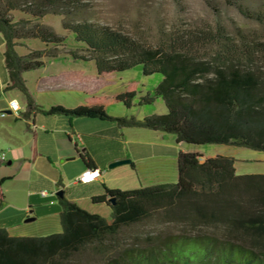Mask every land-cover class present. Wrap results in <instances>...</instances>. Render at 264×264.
Masks as SVG:
<instances>
[{
	"label": "trees",
	"instance_id": "1",
	"mask_svg": "<svg viewBox=\"0 0 264 264\" xmlns=\"http://www.w3.org/2000/svg\"><path fill=\"white\" fill-rule=\"evenodd\" d=\"M247 18L264 25V13L243 0H224ZM81 0H0V32L9 83L25 98L26 110L68 118H98L118 128H146L173 135L186 144H224L264 152V39L245 32L228 33L221 25L208 29L160 31L155 42L121 25L85 18ZM27 18L14 20L13 11ZM60 15L63 29L77 47L65 53L74 60L93 61L98 76L141 67L145 77L159 75L157 84L137 97L136 82L124 91L89 96L73 108H43L30 94L24 71L40 68L62 55L65 36L39 21ZM37 39L42 49L19 54L18 46ZM150 105L157 98L166 112L142 118L114 117L107 108L122 104ZM81 159L94 167L85 154ZM179 150L178 177L135 189H105L93 198L110 206V222L55 195L60 232L45 236H11L0 227V264H75L83 253L102 256L100 264H264V173L236 174L235 158L206 157ZM131 165H133L131 163ZM0 178V206L3 203ZM108 198H113L109 203ZM179 225L145 243L122 244L124 228L151 218Z\"/></svg>",
	"mask_w": 264,
	"mask_h": 264
},
{
	"label": "crops",
	"instance_id": "2",
	"mask_svg": "<svg viewBox=\"0 0 264 264\" xmlns=\"http://www.w3.org/2000/svg\"><path fill=\"white\" fill-rule=\"evenodd\" d=\"M4 50L5 42L0 32V111L6 109L9 99L14 98L21 106L22 114L26 110L23 94L15 88L6 89L9 77ZM67 58L71 57L62 54L45 60L40 68L22 73L36 104L43 108L59 105L52 98L48 100L47 95L67 93L72 90V79L87 78L82 74L80 77L74 75L72 61ZM158 81L156 79L154 85ZM147 89L140 91L137 97ZM85 98L82 102L77 100V104H82ZM135 104L134 100L132 106ZM164 135L163 132L146 128H118L115 123L98 118H68L37 111L31 112L27 119L13 114L0 116V153H4L5 157L3 161L0 160V178L6 177L1 185L4 198L0 206V227L5 228L11 236H31L23 232L26 228L22 224L28 222L25 221L27 217L41 219L43 225L52 223L54 227L57 223L60 227L59 206L55 198L58 190H63L68 200L89 212L103 215L110 222L109 204L93 200L103 195L106 188L129 190L154 184L152 180L168 165H172L177 172V153L179 150L185 151L179 148L184 142L175 140V147H171L167 143L145 140L147 136ZM185 152L198 153L202 157L200 161L220 154L211 152L203 155L199 150ZM80 154L87 155L90 163L100 169L101 175L97 180L88 183L76 180L88 167ZM118 159H130L131 162L108 168L111 162ZM235 160L238 161L237 158ZM236 161L234 169L237 174ZM41 191L47 195L42 196ZM102 206L106 208V214L101 212Z\"/></svg>",
	"mask_w": 264,
	"mask_h": 264
},
{
	"label": "rangeland",
	"instance_id": "3",
	"mask_svg": "<svg viewBox=\"0 0 264 264\" xmlns=\"http://www.w3.org/2000/svg\"><path fill=\"white\" fill-rule=\"evenodd\" d=\"M84 2L82 15L91 20L106 22L111 25H121L125 30L133 34H140L147 41L155 42L160 31L170 29H208L221 25L228 33L235 35L236 31L245 32L250 38L263 40L264 25L252 18L244 16L238 8L228 5L224 0H81ZM245 7L252 11L264 13V0H243ZM14 20L27 18L28 16L18 10L12 12ZM61 16L45 14L40 22L52 27L54 31L65 36L64 46L58 47L60 53L77 47L72 33L63 29ZM25 46L18 47V52L26 53L27 49H41L44 44L37 39L26 40ZM72 61L74 75L87 76V78L72 79V90L67 93L48 94V100L65 108L76 107L77 100L82 102L84 97L97 95H110L124 91L136 82L135 91L151 90L159 75L145 77L141 74V67L136 66L121 72L105 74L98 77L93 61ZM264 67V60L260 63ZM84 83H87L85 85ZM144 84V86L142 85ZM146 93V92H145ZM144 93V94H145ZM126 108L122 104H114L108 108L107 114L114 117L133 115L142 118L149 114H161L165 112V105L161 98L150 105H137ZM11 116V115H10ZM142 129V128H135ZM148 142H162L175 147V139L170 134L161 136H147ZM183 150H199L203 155L211 152L229 155L238 159L236 161L237 174L264 173V152L246 147H236L224 144H186L179 146ZM2 153V152H1ZM177 172L172 165L162 171L152 183L175 182ZM64 184V181H63ZM152 185V184H151ZM103 214L104 213V206ZM41 219H35L22 224L26 228L23 232L31 236H45L51 233L60 232L61 228L55 223L48 225L41 224ZM179 225L163 222L158 218H151L136 225L124 228L120 233L122 244H139L153 239L157 235H164L177 231ZM58 230V231H56ZM75 264H100L102 256L94 253H83L76 259Z\"/></svg>",
	"mask_w": 264,
	"mask_h": 264
},
{
	"label": "built area",
	"instance_id": "4",
	"mask_svg": "<svg viewBox=\"0 0 264 264\" xmlns=\"http://www.w3.org/2000/svg\"><path fill=\"white\" fill-rule=\"evenodd\" d=\"M14 109L15 111H13ZM20 111H21V106L19 105L18 101L14 98H11L7 101L6 109L0 111V116L13 114L16 117H21ZM4 159H5L4 153H0V160L3 161ZM100 175H101L100 169L96 167L93 168L87 167L76 180L82 183H88L97 180L100 177ZM40 194L42 196L47 195L45 191H41Z\"/></svg>",
	"mask_w": 264,
	"mask_h": 264
},
{
	"label": "water",
	"instance_id": "5",
	"mask_svg": "<svg viewBox=\"0 0 264 264\" xmlns=\"http://www.w3.org/2000/svg\"><path fill=\"white\" fill-rule=\"evenodd\" d=\"M74 157H69L68 159H73ZM131 160L130 159H118V160H115L113 162H111L109 165H108V168H113L115 166H118V165H121V164H126V163H130ZM56 195H61V191H57L55 193ZM109 203H113V198H108L107 200ZM33 220V217H27L25 219V221H31Z\"/></svg>",
	"mask_w": 264,
	"mask_h": 264
},
{
	"label": "clouds",
	"instance_id": "6",
	"mask_svg": "<svg viewBox=\"0 0 264 264\" xmlns=\"http://www.w3.org/2000/svg\"><path fill=\"white\" fill-rule=\"evenodd\" d=\"M13 111H15V109Z\"/></svg>",
	"mask_w": 264,
	"mask_h": 264
}]
</instances>
